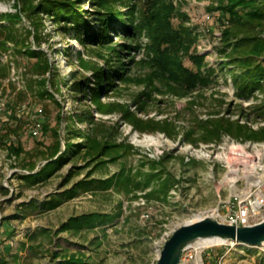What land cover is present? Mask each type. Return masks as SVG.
<instances>
[{
    "label": "rangeland",
    "instance_id": "374dc122",
    "mask_svg": "<svg viewBox=\"0 0 264 264\" xmlns=\"http://www.w3.org/2000/svg\"><path fill=\"white\" fill-rule=\"evenodd\" d=\"M52 4L70 7L59 18ZM230 4L0 0V29L11 38L0 39V264L72 256L155 264L174 229L225 212L231 194L264 183V80L252 89L242 82L264 66V49L247 57L264 43L236 51L241 34L227 45ZM235 10L244 17L253 7ZM109 12L123 20L101 38L99 18ZM249 34L264 40V21ZM80 81L103 91L73 90ZM81 114L87 122L78 123ZM57 161L48 176L26 177ZM166 180L174 187L162 197ZM93 213L116 218L62 230ZM226 259L264 264V250L241 247Z\"/></svg>",
    "mask_w": 264,
    "mask_h": 264
},
{
    "label": "trees",
    "instance_id": "16d2710c",
    "mask_svg": "<svg viewBox=\"0 0 264 264\" xmlns=\"http://www.w3.org/2000/svg\"><path fill=\"white\" fill-rule=\"evenodd\" d=\"M260 1H263V4L256 6L255 0H250V1L249 0H230V2H231L230 6L223 8V12H224L225 17L230 19V21H232V23H233V26H232L233 28L230 29L228 32H226L227 35H226L225 39H226V42H228L227 45H231L230 37L236 38V37H239L241 34H245L243 37H241V38L239 37L238 38L239 40H237L236 42H233L234 43L233 45L235 46L236 51L249 48L250 46L253 45V43H255L257 41L264 43V40H258V38H256L255 36H251L249 34L253 28L255 29L256 27H258V25L259 26L262 25V23L264 21V0H260ZM238 5L252 6L253 10L251 12H248L247 14H245L244 17H237L235 7H237ZM69 7H70L69 5H67L66 7H64V6L61 7L60 5L52 4L50 10L54 12L55 16H58L59 13H63L64 8L69 9ZM108 14H110V15L106 19H103V17L105 15H101V18H99V20L101 22L100 29H99V35L101 38L106 37L107 30L109 29V24L112 21H115L117 19L123 20L122 17H120L119 15H114L112 12H109ZM61 18H65L68 22L74 21L77 25L83 24V22H84V19L81 16H79V14L76 16L75 14L72 15V13H70V12H65ZM0 39H6V40L8 39L9 40L11 38L9 36H6V33L2 29H0ZM261 48L259 50H252V53L247 57H255L256 55L260 54L262 52V50L264 49L263 45ZM246 62H248V61H246ZM6 69L7 68L2 66V63L0 61V79L5 78V76H6L5 73L7 72ZM248 73L249 74L245 73V76L247 78L242 80V82L245 83V85L248 86V88L252 89L255 86H257L258 84H260L261 80H264V66H261V67L257 66L255 68V70L250 69V70H248ZM116 76H118V75H116ZM107 77H110L109 74ZM97 79L101 80L102 77L101 78L98 77ZM100 87H104V86H102V83H101ZM84 88H88L89 90H91L92 93H94V95L96 94V91H98V89L89 88V85L87 83H85V81L77 82L72 87V89L73 90L75 89L76 91H80ZM102 91H98V92H102ZM75 117H76V119H78V123L87 122L89 119L88 114L76 115ZM71 119H72V116H71ZM84 137H87V136H84ZM249 138L252 139V136H249ZM59 146L60 145L58 144L57 147H59ZM56 151H57V149L54 150V152H52L53 157H54ZM58 164H59L58 161L55 163H50L39 174L37 173V174L29 175L26 177L31 178V179H33V178L42 179V178L48 176L55 168H57ZM111 182H112V180H111ZM163 186H164V188H163V190H161L160 193H162L161 194L162 197H166L169 190L174 187V184H173V182H171V180H166V182L163 184ZM158 194H159V192H158ZM70 196H72V194ZM57 205H58V202L54 201V202H51L49 204V206H46V207L48 209H51V208L56 207ZM115 218H116L115 215L108 216V215H101V214H97V213L86 214V215L74 218L73 220H71V222L64 224L62 227V230H71V229L81 230L83 228L94 227L100 223L112 221ZM24 264H30V263L26 262ZM59 264H92V263L88 262L84 258H80V257L78 258L76 256H72L71 259L64 260V261L60 262Z\"/></svg>",
    "mask_w": 264,
    "mask_h": 264
},
{
    "label": "built area",
    "instance_id": "2783aa9c",
    "mask_svg": "<svg viewBox=\"0 0 264 264\" xmlns=\"http://www.w3.org/2000/svg\"><path fill=\"white\" fill-rule=\"evenodd\" d=\"M204 19V21H210L211 16L207 15ZM38 129L39 125L34 129L35 135L38 134ZM230 202L232 204L223 206L225 212L217 210L210 217L221 223L237 227L253 226L264 221V183L253 185L242 194H231ZM172 233H169L164 238L163 245L171 237ZM216 240L217 242L215 243L203 246L198 245L197 242L190 244L184 249L180 264H226L227 255L231 250L248 247L235 241ZM215 248H219L220 250L210 255L209 252ZM258 248L264 250V245ZM224 250L226 251L224 252Z\"/></svg>",
    "mask_w": 264,
    "mask_h": 264
},
{
    "label": "water",
    "instance_id": "95a60500",
    "mask_svg": "<svg viewBox=\"0 0 264 264\" xmlns=\"http://www.w3.org/2000/svg\"><path fill=\"white\" fill-rule=\"evenodd\" d=\"M201 239L235 241L248 247L264 245V221L253 226L237 227L206 216L176 228L164 243L155 264H180L184 249Z\"/></svg>",
    "mask_w": 264,
    "mask_h": 264
},
{
    "label": "bare ground",
    "instance_id": "6f19581e",
    "mask_svg": "<svg viewBox=\"0 0 264 264\" xmlns=\"http://www.w3.org/2000/svg\"><path fill=\"white\" fill-rule=\"evenodd\" d=\"M235 176V175H234ZM237 177V176H236ZM228 179V178H227ZM231 182H235L236 183V178H231L229 179ZM217 242L216 239H201L199 241H197L198 245L203 246V245H209L212 243Z\"/></svg>",
    "mask_w": 264,
    "mask_h": 264
}]
</instances>
